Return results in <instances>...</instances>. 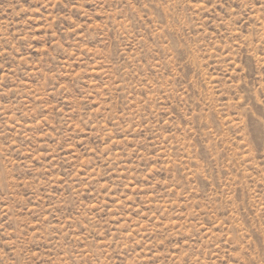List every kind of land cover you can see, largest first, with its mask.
<instances>
[{
	"label": "rangeland",
	"instance_id": "obj_1",
	"mask_svg": "<svg viewBox=\"0 0 264 264\" xmlns=\"http://www.w3.org/2000/svg\"><path fill=\"white\" fill-rule=\"evenodd\" d=\"M0 264H264V0H0Z\"/></svg>",
	"mask_w": 264,
	"mask_h": 264
}]
</instances>
